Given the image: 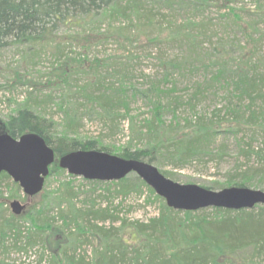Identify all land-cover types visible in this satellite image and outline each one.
Listing matches in <instances>:
<instances>
[{"label":"rangeland","instance_id":"1","mask_svg":"<svg viewBox=\"0 0 264 264\" xmlns=\"http://www.w3.org/2000/svg\"><path fill=\"white\" fill-rule=\"evenodd\" d=\"M138 8L139 14L132 10L113 14L105 11L87 17L80 24L61 25L51 35L52 40L34 53H27L16 44L0 47V133L7 132L5 117L28 91L40 97L47 92L53 94L54 98L43 101L41 107L52 117L51 131L59 133L66 125V118L56 103L68 89L66 94L77 107L79 117L73 132L86 137L101 135L105 143L114 146L120 147L130 140L129 144L141 147L147 140L139 138L137 132L131 137L128 124L132 122L134 128L143 126L142 131L146 132L144 125L158 109L153 105L160 101L162 115L158 120L164 130L171 123H178L174 129L180 132L186 128L185 120L197 123L196 116L202 118L200 122L213 123L217 131L207 147L220 155H203L175 168L169 161L152 162L159 170L172 171L179 182L217 187L234 173L239 178L244 169H250L253 174L250 186L264 189L261 156L264 152V97L261 96L264 94V0H174L169 6L160 0H146ZM219 61L230 65L232 72L243 66L242 69L261 80L252 102L247 94L241 95L236 89L231 74L215 77ZM63 73L69 75L68 81L62 80ZM96 78L101 79V88H119L122 102H115L114 110L119 116L111 127L95 112L88 113L90 104L82 97L81 88ZM93 87L97 89L98 85ZM249 104L254 110L252 114L246 109ZM125 111L128 115L124 117ZM243 150L252 153L248 156ZM254 150L260 151V156ZM118 180L69 175L64 169L51 173L39 192L27 195L9 177L0 181V204L5 206L4 215H7L11 212L10 200L18 198L25 203L18 216L29 220L31 213L38 214L48 195H70L78 207H109L114 215L127 221L147 220L157 213L160 201L155 191L142 187L140 192L122 193L117 191ZM60 207L69 210L66 200ZM56 212L57 207H51L45 215L61 225L63 221ZM78 220H69L71 231ZM92 221L106 226L120 223L93 216ZM23 223L28 225V221ZM50 227L56 231L49 235L51 247L40 240L26 250L0 247V264H51L48 257L55 251L56 243L69 241L70 235L67 238L55 226ZM134 235L125 226L123 237L128 242H137ZM94 243L93 240L79 244L77 254L84 252L90 261ZM232 259L234 264L249 260L264 264V246L241 250Z\"/></svg>","mask_w":264,"mask_h":264},{"label":"trees","instance_id":"2","mask_svg":"<svg viewBox=\"0 0 264 264\" xmlns=\"http://www.w3.org/2000/svg\"><path fill=\"white\" fill-rule=\"evenodd\" d=\"M144 1L146 0H0V47L16 44L22 46L25 52L34 53L52 40L51 35L57 32L61 25L80 24L87 17L99 16V13L105 11L113 14L117 11L132 10L139 14L138 7ZM160 1L168 6L174 2V0ZM246 34L250 35V33ZM219 63L215 77L231 74L230 80L236 89L241 95L247 94L252 102L258 94L261 80L257 79L254 73L251 74L246 69H242L243 66H239L232 72L229 70L230 65L226 62L219 61ZM61 76L62 80L66 78L65 80L68 81L67 73ZM97 85V89H94L93 86ZM101 86V79L96 78L81 88L82 97L90 104L91 110L88 113L95 112L104 123L111 127L116 124V117L119 116L114 110L115 102L120 103L122 99L119 88H101ZM65 90L68 91V89ZM124 90L126 89L122 88V91ZM67 91L60 95L56 103L66 118V125L59 133L51 131L52 117H48L41 107L43 101L54 98L51 92L44 93L40 97V94L33 95L32 91H28V95L23 101L17 103L4 120V129L11 135L18 136L25 131H35L53 147L56 159L49 165V172L45 179L53 172L64 170L57 164L59 155L79 148L100 149L149 162L169 161L174 168L183 167L203 155H220V153L211 152L207 147V142L217 131L213 123L200 122L202 118L196 116L197 123L192 124L190 119L185 120L186 128L180 132L174 129V126L179 125L178 123L176 125L171 123L167 127L168 130H164L163 124H160L158 120V116L162 115V109L159 111L162 108L160 101L153 105L158 109L154 112L153 119L144 125L147 127L146 132L142 131L143 126L134 128L132 122L128 124V129L132 132L131 137L134 132H137L139 138L147 140L141 147L129 144L130 140L119 147L105 143L101 135L80 136L73 132L79 119L78 109L70 102ZM261 96L264 97V94L262 93ZM246 109L251 114L254 113V110L250 109V104ZM126 115L128 113L125 111L122 116ZM243 151L248 156L252 153L250 150ZM253 152L260 156V151ZM261 156L264 161V152ZM244 170L239 174V178L234 173L225 180L224 184L250 186L253 174L250 169ZM162 172L178 181L172 171L162 170ZM69 175L72 174L69 173ZM9 177L5 171L0 173V181ZM66 183L68 182H65V185ZM116 183L120 185L117 191L122 193L130 190L140 192L142 187L154 193L153 188L135 172L128 173ZM224 184L217 187L216 185L205 186L218 188ZM14 185L19 187L15 181ZM156 198L160 201V205L155 215L147 220L131 221L114 215L109 207H78L70 195H48L46 203L42 202L38 214H30V220L27 217L21 219L13 212L4 215L6 208L0 204V247L14 246L20 250H26L37 240L48 246L50 232L54 231V228L50 227L52 225L55 229L64 232L67 238L70 235L71 242L56 243L55 251L48 257L51 264H234L232 257L239 251L250 248L256 250L264 246V204L262 203L249 208L209 206L188 210L168 206L164 198L158 194ZM65 200L68 211H63V207H60ZM55 206L57 216L63 221L61 225L55 224L53 219L45 215V212ZM92 216L101 220L111 218L113 222L119 220L120 223L106 226L92 221ZM78 218H80L79 223L71 231L69 220L76 221ZM23 221H28V225H25ZM125 226L134 232L137 242L130 243L123 237ZM93 240L95 243L89 261L84 252L77 254L76 249L79 244L93 242ZM244 264L253 263L249 260Z\"/></svg>","mask_w":264,"mask_h":264},{"label":"water","instance_id":"3","mask_svg":"<svg viewBox=\"0 0 264 264\" xmlns=\"http://www.w3.org/2000/svg\"><path fill=\"white\" fill-rule=\"evenodd\" d=\"M55 159L53 147L35 131H25L18 136L0 133V173L5 171L27 195L42 189L49 165ZM57 163L69 173L89 179H120L135 172L164 198L168 206L176 209L249 208L264 204V189L236 184L213 189L198 183L179 182L165 175L152 162L100 149L70 150L59 155ZM9 207L14 214H20L25 203L14 198Z\"/></svg>","mask_w":264,"mask_h":264}]
</instances>
